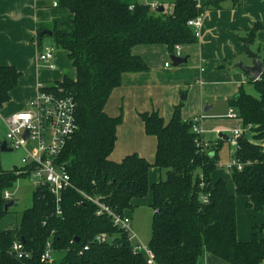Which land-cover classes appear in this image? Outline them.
I'll return each instance as SVG.
<instances>
[{
  "label": "trees",
  "instance_id": "16d2710c",
  "mask_svg": "<svg viewBox=\"0 0 264 264\" xmlns=\"http://www.w3.org/2000/svg\"><path fill=\"white\" fill-rule=\"evenodd\" d=\"M70 15L37 26L41 51L42 31H52L57 48L65 50L76 75H64L44 91L70 96L74 103L76 129L60 154L70 173L73 188L63 191L57 214L53 194L35 188L32 205L20 215L18 226L0 229V264H148L146 255L136 251L127 233L114 224L111 215L84 198L99 199L111 211L124 215L135 199L152 192L151 237L148 245L158 264H201L206 254L229 264H261L264 261V220L251 239L237 237L236 198L264 215V72L249 80L257 95L240 88L229 100L241 125H251L238 139L237 157L249 162L231 171L234 192L223 178L213 181L218 166V144L212 149L197 144L191 119L182 118V106L174 108L168 122L157 110L140 113L145 132L155 136L153 162L132 153L120 162L111 160L117 127L123 120L109 115L105 106L112 91L121 85L125 73L149 71L145 60L133 53L137 45L164 44L172 54L177 43L188 46L197 38L187 21L206 9L222 8L223 0L206 5L197 0H175L170 11L157 12L139 0H55ZM234 7L242 6L233 0ZM262 28L256 22L243 38L253 43ZM22 72L14 65H0V109L11 100V92ZM221 140V139H220ZM2 142L0 141V144ZM214 156H210V151ZM152 166L163 171L160 180L149 183ZM5 171L0 191L23 175ZM203 197L206 202L203 201ZM0 199V221L7 212ZM22 241L30 256L19 258L12 244ZM51 245L59 259L46 261L41 255Z\"/></svg>",
  "mask_w": 264,
  "mask_h": 264
},
{
  "label": "crops",
  "instance_id": "0c3cea01",
  "mask_svg": "<svg viewBox=\"0 0 264 264\" xmlns=\"http://www.w3.org/2000/svg\"><path fill=\"white\" fill-rule=\"evenodd\" d=\"M54 1L0 0V65L12 64L22 72L18 84L11 92V100L0 109V117L4 119L27 109L37 95L38 85L49 86L61 80L64 75L71 78L76 75L72 62L62 49L54 51L51 48L53 58L50 61H40L38 58L40 53L45 51L43 48L38 51L37 26L48 25L55 19L63 21L70 15L67 9L54 6ZM139 1L150 7H153V4H156V7L164 6V10L168 9L167 11L172 9L175 2V0ZM197 1L204 6L213 0ZM241 2V8L237 9L233 0H223L222 8L206 9L203 12L200 36L196 43L184 46L188 49L181 55L189 56L187 64L172 66L169 58L171 54L164 44L137 45L133 48V53L141 56L150 69L147 72L125 73L121 85L112 91L106 103L105 110L111 116H118L121 108L123 110V120L117 127V139L110 155L111 160L120 162L125 156L138 153L148 161H154L157 139L146 134L140 117V113L143 112L157 110L165 122L170 120L174 108L178 105L182 106L184 120L203 115L200 126L202 124L205 131L212 129L218 133L215 144L212 145L218 144L220 147L226 140L219 136L220 133L226 134L242 126L240 120L233 127L222 124L207 125L204 116L211 113L218 103L225 102L229 109H232L229 100L241 87L244 88L246 82L252 85L245 72L240 68L232 69V66L239 60L251 64V58L246 51L248 44L243 38L256 22H261L262 28L256 32L253 43L249 45L253 51L259 53L260 59L264 62V0ZM182 96L185 99H182ZM216 115L218 114L210 116ZM154 167L152 166L148 172L150 184L162 177L160 171ZM226 173L230 176L229 172ZM212 178L213 181L218 178L225 179L218 170L214 171ZM229 190L232 191L230 188ZM138 200H134L135 207ZM245 200L244 198L243 203ZM261 214L262 223L264 215ZM255 231H258L255 226L249 227L247 220L243 218L240 221L237 215L239 240H250ZM258 234L262 235L261 232ZM201 264L229 263L208 253ZM261 264H264V261Z\"/></svg>",
  "mask_w": 264,
  "mask_h": 264
},
{
  "label": "built area",
  "instance_id": "2783aa9c",
  "mask_svg": "<svg viewBox=\"0 0 264 264\" xmlns=\"http://www.w3.org/2000/svg\"><path fill=\"white\" fill-rule=\"evenodd\" d=\"M57 6V2H53ZM157 8L156 4L155 7ZM203 13L189 19L187 25L191 28L192 33L196 38L200 36L202 26ZM183 45L177 43L174 45L172 54L181 56ZM40 61H50L53 58L52 50L40 53L38 56ZM53 67V66H51ZM43 85H38L37 95L30 103L29 107L20 110L13 115L5 118L9 125V130L6 133L4 141L7 147L14 149L24 147L25 154L22 158V168L15 172L19 175L26 176L33 184L34 188L45 187L54 196V200L58 206L57 214L61 215L59 203L63 191L73 188L70 173L65 165L60 162V154L68 140L76 129L74 103L70 96H59L50 91H44ZM228 118L238 119L235 109H229ZM203 115L191 118L192 131L197 136V144L202 148H208L209 143L202 138L203 129L200 126V121ZM241 121V120H240ZM251 125L241 126L232 131L233 135L230 138L235 146L232 151V157L226 164V171L231 173L234 169L242 170L249 162H243L237 157L239 148L238 139L244 134H248ZM25 132L28 133L27 138H24ZM264 145V143H263ZM264 148V146H263ZM0 170V176L2 173ZM85 199L94 203L100 212H107L111 215L115 225L124 230L130 240L137 239V235L132 227L131 219L128 215H119L111 211L102 201L92 196L82 193ZM13 195L4 188L0 191V199L4 201L10 200ZM203 201L206 199L203 197ZM15 245V247H13ZM12 252L19 258H27L30 252L25 249L22 241L16 240L12 244ZM136 251L143 252L146 255L148 264H158L148 245L137 241L134 246ZM42 260L53 261V251L51 245H47L46 251L41 255Z\"/></svg>",
  "mask_w": 264,
  "mask_h": 264
},
{
  "label": "rangeland",
  "instance_id": "374dc122",
  "mask_svg": "<svg viewBox=\"0 0 264 264\" xmlns=\"http://www.w3.org/2000/svg\"><path fill=\"white\" fill-rule=\"evenodd\" d=\"M41 48H43L44 51L49 49L52 50L51 48H53L54 51L59 50V48H57L55 45L53 37L50 35L44 36L42 40ZM187 49H188L187 47L183 46L182 54H184L187 51ZM244 89L246 92L254 96L258 94L254 89V87L247 82L244 84ZM228 110H229V105L227 103L225 102L218 103L216 107L211 111V113L204 115L206 118L205 120L207 121V125L222 124L227 127L229 126L233 127L237 125V122H239L238 119L228 118L227 116ZM211 114H218V115L210 116ZM201 127L203 129L202 138L204 141L209 143L208 149H212V147H215V145L213 146L212 144H215V141L218 137V133L212 129L205 131L202 124ZM8 130H9V125L7 124V122L3 117H0L1 142L4 141V138ZM226 135L229 137V140H225L221 144V147L218 151L219 160L216 170H218L219 173H221L225 177V180L227 181V185L233 191L234 183L232 181L231 174L230 176L226 175L227 174L226 164L230 161L232 157L231 152L234 150L235 146L232 144L230 139L233 135L232 131L227 132ZM24 154H25L24 147L14 148L12 151H0V170L2 169V171L3 170L12 171V170L21 169L23 166L22 158ZM154 168H157V171L158 172L160 171L161 175L164 174L160 168L158 167H154ZM34 189L35 188L32 182L26 176L19 177L11 185L7 187V190L13 195L12 199H17L18 202L16 203V205H14L9 209L5 217L0 221V229L15 228L18 226L19 218L22 211L32 205V196H33L32 194ZM243 200L244 197L242 196H237L236 198V211H237V215L240 217V221L244 218L247 220L249 227L250 226L252 227V225L259 227L261 225V216H262L261 212H254L252 208L249 209V207L244 205ZM150 201H151V190L148 191L145 197L138 200L136 207H134V209L130 213L128 214L126 213V215L130 217L132 222V227L137 235V239L134 238V240H130L129 236L127 235L128 239L132 242L133 247L135 246L137 241H141L142 243L148 245V242L150 240L151 224H152L151 213H153V211H151L150 208V203H151ZM257 232L259 233V230ZM61 256L62 253L54 254L55 259H59Z\"/></svg>",
  "mask_w": 264,
  "mask_h": 264
},
{
  "label": "water",
  "instance_id": "95a60500",
  "mask_svg": "<svg viewBox=\"0 0 264 264\" xmlns=\"http://www.w3.org/2000/svg\"><path fill=\"white\" fill-rule=\"evenodd\" d=\"M163 10H164V6H158L156 8L157 12H162ZM43 35H50L51 36L52 31L44 30V31H42L40 36L43 37ZM246 51H247V54L249 55V57L251 58V64L248 65L244 61L239 60L238 62H236L232 66V69L240 68L243 72H245L249 76L250 80L256 81L260 78V76L264 72V62L260 59L259 53L253 51L250 48L249 44L246 46ZM169 58L171 60L172 66L178 67L180 65L187 64L189 56L188 55L187 56H176L174 54H171ZM182 99H185V97L182 96ZM205 111H206V109H205ZM27 136H28V133L25 132L24 138L26 139ZM219 136L226 139V140L228 139L226 134L220 133ZM12 150L13 149L7 147L6 141H3L0 144V151H12ZM209 155L214 156V152H210ZM17 202H18L17 199L7 200L4 203V211L8 212L9 209L11 207H13L14 205H16Z\"/></svg>",
  "mask_w": 264,
  "mask_h": 264
},
{
  "label": "clouds",
  "instance_id": "9594fccd",
  "mask_svg": "<svg viewBox=\"0 0 264 264\" xmlns=\"http://www.w3.org/2000/svg\"><path fill=\"white\" fill-rule=\"evenodd\" d=\"M153 7H155V4H153ZM13 247H15V245Z\"/></svg>",
  "mask_w": 264,
  "mask_h": 264
}]
</instances>
